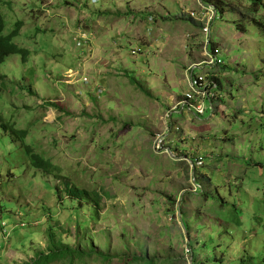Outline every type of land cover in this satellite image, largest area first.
<instances>
[{"label": "rangeland", "instance_id": "374dc122", "mask_svg": "<svg viewBox=\"0 0 264 264\" xmlns=\"http://www.w3.org/2000/svg\"><path fill=\"white\" fill-rule=\"evenodd\" d=\"M254 2L0 0L5 33L22 21L14 41L29 50L0 63V264H264ZM204 5L217 9L222 98L201 116L172 115L179 131L164 146L182 162L154 145L202 61Z\"/></svg>", "mask_w": 264, "mask_h": 264}, {"label": "clouds", "instance_id": "9594fccd", "mask_svg": "<svg viewBox=\"0 0 264 264\" xmlns=\"http://www.w3.org/2000/svg\"><path fill=\"white\" fill-rule=\"evenodd\" d=\"M206 6L208 10H204L205 11V15L202 18L204 23H202V26L199 24L200 30H203L205 27H207L208 32L205 33L203 31V35L205 37V42H204V46L202 48V61L197 62L196 64H194L192 67H188L186 69V71L189 72V79H188V83L191 81L192 78H198L201 77L202 78V83L204 84V86L206 87L207 91L209 92V95L207 97V99L204 101L203 103V112L201 114H197L195 113L193 110H187L186 108H183L182 105L180 104V101L183 99L184 96L179 97L177 102L174 104V106H172L171 108L168 109V116L166 118V126L162 129V133L157 137V140L155 142L154 145V149L155 152L157 154H163V155H168L170 157H172L173 159H177L179 161L182 162H186V156L177 158L176 155H174L170 149L165 148L164 146V141L166 139V137L171 134L172 132L175 133L177 131H179V129L177 127L174 126V124L172 125L171 123V118L172 115L174 113H191L194 116H201L204 114L205 112V106L208 104L212 111H215L216 107H214L213 105H215L216 102L221 100V95L219 93V89L221 88V84L219 81V74L222 71V67H223V61L220 58V50L217 47L216 44H213L210 38V25L211 23L217 19V9L214 5H204ZM212 12V18L207 21V18L209 16V12ZM194 15V13H191L190 15L187 14V17L190 16L193 20L194 18L192 17ZM199 23V22H197ZM208 54L212 55V58H214V62L213 63H208L209 61V57L207 56ZM25 61V60H24ZM195 70H198V72H196ZM216 93H218V96L216 95ZM217 100V101H215ZM56 107V106H55ZM203 162L204 159L202 157H197L195 159V161L192 163H190L189 167L194 169L195 167H201L203 166ZM36 168H42V167H36ZM44 169V168H43ZM45 171H48L45 169ZM193 190V189H190ZM195 191V190H193ZM2 230L5 229V226H0ZM22 227H24L22 225ZM10 233V232H9ZM3 237H4V233H3ZM10 237V234L8 235V238ZM7 238V239H8ZM5 239V238H4ZM186 249V248H185ZM185 252H188V250L186 249ZM185 264H189L186 261H184Z\"/></svg>", "mask_w": 264, "mask_h": 264}, {"label": "trees", "instance_id": "16d2710c", "mask_svg": "<svg viewBox=\"0 0 264 264\" xmlns=\"http://www.w3.org/2000/svg\"><path fill=\"white\" fill-rule=\"evenodd\" d=\"M259 0H256V2ZM254 2L253 7L255 8L257 6V3ZM151 14H143L142 17L146 20L149 19L148 17H151ZM169 17V16H167ZM172 17V16H171ZM176 16L172 17V19H175ZM167 19V18H165ZM187 19L194 21L197 25L198 23L193 20L190 16L187 17ZM22 21H17L15 24V27L9 32V33H5V18L4 15L2 14V12L0 11V63L4 62L5 59L11 55V54H16L19 53L22 55V59L23 61L28 57L29 55V50L25 47H22L20 45H18L15 41L14 38L19 34L20 29L22 27ZM240 31H242V27L241 26H237ZM1 87V84H0ZM6 126L10 127V129L12 131H14L15 133H18L19 131L15 128H13L12 124L7 123ZM23 135V139L26 137V132L25 131H21L19 135ZM26 151L27 153L30 155L31 157V163L34 167H42L44 169L47 170V168H45L44 163L41 162V160L38 158V156L33 152L32 148L29 146H26Z\"/></svg>", "mask_w": 264, "mask_h": 264}, {"label": "built area", "instance_id": "2783aa9c", "mask_svg": "<svg viewBox=\"0 0 264 264\" xmlns=\"http://www.w3.org/2000/svg\"><path fill=\"white\" fill-rule=\"evenodd\" d=\"M212 15L213 14L210 11L207 21L212 18ZM203 31L207 33V27H205ZM207 56L209 57L208 63H213L214 58H212V55L208 54ZM202 81L203 80L201 77L192 78L189 82L190 92H188V94H186V96H184L180 101V104L183 108H186L187 110H193L197 114H201L203 112V103L209 95V92L207 91Z\"/></svg>", "mask_w": 264, "mask_h": 264}]
</instances>
